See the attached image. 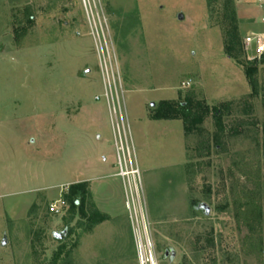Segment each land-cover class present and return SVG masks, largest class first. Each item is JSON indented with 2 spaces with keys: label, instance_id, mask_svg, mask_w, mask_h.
Wrapping results in <instances>:
<instances>
[{
  "label": "rangeland",
  "instance_id": "rangeland-1",
  "mask_svg": "<svg viewBox=\"0 0 264 264\" xmlns=\"http://www.w3.org/2000/svg\"><path fill=\"white\" fill-rule=\"evenodd\" d=\"M86 1L0 0V264H139L119 129L156 264H264L250 249L253 207L264 205V61L226 55L234 26L240 48L264 31L256 0H231L234 26L224 0ZM103 53L122 90L108 104ZM186 98L227 105L220 147L210 116L190 136L182 121L149 120ZM77 183L103 218L90 230L88 205L85 219L66 201L63 215L49 212Z\"/></svg>",
  "mask_w": 264,
  "mask_h": 264
},
{
  "label": "trees",
  "instance_id": "trees-1",
  "mask_svg": "<svg viewBox=\"0 0 264 264\" xmlns=\"http://www.w3.org/2000/svg\"><path fill=\"white\" fill-rule=\"evenodd\" d=\"M231 0H224L223 9L226 19L235 25L234 13L232 10ZM243 54L242 47L240 48L239 37L236 33V28L229 35L226 42V55L232 61L237 62L238 55ZM238 65H240L238 63ZM250 67L246 69L245 75L249 78ZM227 108V105L208 106L204 102H197L191 98H186L179 102H161L159 105L152 109L153 113L149 116L151 121H182L184 135L190 136L196 130L198 126L202 124L204 119L208 116L213 120L215 127V147H220L221 137L225 131V127L221 120L224 116L223 110ZM200 131V129H199ZM255 184L258 185V177H254ZM63 200L69 203V212L74 217L76 213L79 214L82 219L87 217L86 205L89 206L90 218L88 221L90 225L88 229L90 230L92 226L101 223L103 218L96 211L95 206L90 201V195L86 188V183L73 184L68 188V192L63 196ZM251 205V200L249 197L243 203H239V209L243 210L249 208ZM86 209V210H85ZM250 249L254 252L260 253L264 256V205H260L257 202L253 207L252 212V232L250 236ZM197 244L200 243V239H197ZM207 245H213V239L209 238L207 240ZM204 251L205 248H200Z\"/></svg>",
  "mask_w": 264,
  "mask_h": 264
},
{
  "label": "built area",
  "instance_id": "built-area-1",
  "mask_svg": "<svg viewBox=\"0 0 264 264\" xmlns=\"http://www.w3.org/2000/svg\"><path fill=\"white\" fill-rule=\"evenodd\" d=\"M93 0H87L85 4H88L89 8ZM94 2V1H93ZM95 6V5H94ZM256 6L261 12L260 23L264 26V0H256ZM92 10V9H91ZM101 28V27H100ZM94 31L97 34V27L95 26ZM101 36H103L102 28L100 29ZM94 37H96L94 35ZM106 48V46H105ZM242 51L245 59L249 63H259L264 61V31L261 32H250L242 40ZM102 54L103 59L100 58V69L101 77L104 85L103 97L106 104L111 101L113 102L112 95L113 90L118 95H122L120 87V79L118 68L116 63L111 61L110 55ZM103 60V61H102ZM119 86V87H118ZM189 83L185 84L188 87ZM99 100V98H95ZM119 104V112L120 103ZM110 106V105H108ZM111 111V110H110ZM125 134V130H123ZM118 135L114 137L116 146V162L120 168L119 177L123 180L126 210L129 213L131 225L133 228V239L135 243L136 255L139 264H156L155 256L153 253V246L148 232V223L146 222L145 211L143 207V201L140 195V181L139 171L137 169L128 170L127 165H131L130 150L127 145H123L121 130H117ZM124 139V137H123ZM127 144V139H125ZM124 166V167H123ZM124 168V169H123ZM66 208L65 201L58 200L50 205L49 212L54 215H63V210Z\"/></svg>",
  "mask_w": 264,
  "mask_h": 264
},
{
  "label": "water",
  "instance_id": "water-1",
  "mask_svg": "<svg viewBox=\"0 0 264 264\" xmlns=\"http://www.w3.org/2000/svg\"><path fill=\"white\" fill-rule=\"evenodd\" d=\"M181 18V17H180ZM151 107H153V104L151 105ZM202 208L205 210V214L209 213V210L207 208H205L204 206H202ZM66 236V232L63 231L61 233H53V238L57 241H61L64 239V237ZM2 245H5V242L2 243ZM164 258H169L170 261H172L175 257L174 252L171 249H168L164 252L163 255Z\"/></svg>",
  "mask_w": 264,
  "mask_h": 264
},
{
  "label": "crops",
  "instance_id": "crops-1",
  "mask_svg": "<svg viewBox=\"0 0 264 264\" xmlns=\"http://www.w3.org/2000/svg\"><path fill=\"white\" fill-rule=\"evenodd\" d=\"M161 101H164V100H161Z\"/></svg>",
  "mask_w": 264,
  "mask_h": 264
}]
</instances>
